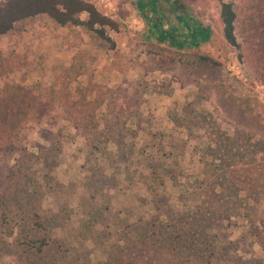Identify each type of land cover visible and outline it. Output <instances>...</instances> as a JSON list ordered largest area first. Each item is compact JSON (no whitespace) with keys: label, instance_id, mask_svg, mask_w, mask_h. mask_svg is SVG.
Returning <instances> with one entry per match:
<instances>
[{"label":"rangeland","instance_id":"1","mask_svg":"<svg viewBox=\"0 0 264 264\" xmlns=\"http://www.w3.org/2000/svg\"><path fill=\"white\" fill-rule=\"evenodd\" d=\"M85 1L110 42L45 15L0 35V264H264V0H221L238 48L215 0H173L209 32L180 50L135 0Z\"/></svg>","mask_w":264,"mask_h":264},{"label":"trees","instance_id":"2","mask_svg":"<svg viewBox=\"0 0 264 264\" xmlns=\"http://www.w3.org/2000/svg\"><path fill=\"white\" fill-rule=\"evenodd\" d=\"M215 1L219 7L218 22L222 38L229 46L238 48L231 5L221 0ZM134 6L143 20L149 37L170 49L196 48L209 38V32L173 0H135ZM164 7L166 13L162 15ZM37 15H45L60 27H83L106 42H110V39L105 35V28L115 30L117 27L116 21L104 16L92 3L85 0H5L0 4V35L7 33L14 23ZM172 17L176 23L172 22ZM200 60L210 62L206 58ZM2 118L4 119V115H0L1 120ZM232 143H235V140L230 141L228 145L234 146ZM255 146L256 144L248 141L245 151L253 150ZM246 200L249 204L251 199L246 197ZM31 222L33 225L30 229L40 228L38 216H33ZM25 234L21 236L23 244L40 252L44 241Z\"/></svg>","mask_w":264,"mask_h":264}]
</instances>
